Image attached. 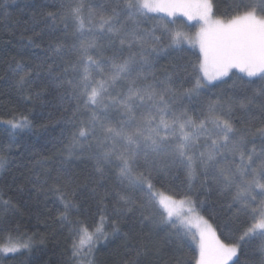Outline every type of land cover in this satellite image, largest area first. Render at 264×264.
I'll return each instance as SVG.
<instances>
[{
	"label": "snow or ice",
	"instance_id": "1",
	"mask_svg": "<svg viewBox=\"0 0 264 264\" xmlns=\"http://www.w3.org/2000/svg\"><path fill=\"white\" fill-rule=\"evenodd\" d=\"M39 15L44 28L31 29L40 39L28 46L43 56L17 85L38 89L29 100L58 101L61 154L33 184L59 204L72 264H95L99 241L129 218L169 243L190 240L195 264H264V0H231L223 10L217 0H58ZM178 17L199 30L181 31ZM185 43L198 46L196 64L161 69L162 54ZM0 122L13 136L32 127L27 117ZM89 195L99 218L91 227L77 219ZM209 201L240 225L234 239L222 238ZM34 245L0 220L4 264H31ZM135 252V264L160 255L147 244Z\"/></svg>",
	"mask_w": 264,
	"mask_h": 264
},
{
	"label": "trees",
	"instance_id": "2",
	"mask_svg": "<svg viewBox=\"0 0 264 264\" xmlns=\"http://www.w3.org/2000/svg\"><path fill=\"white\" fill-rule=\"evenodd\" d=\"M230 2L217 0L221 10ZM8 3L6 13L0 8V121L13 117L19 121L27 117L32 127L20 129L13 136L6 130L8 125L0 122V160L4 164L0 167V201L8 199L15 204L13 209L4 212L0 203V220L6 216L14 225H19L22 233L35 240L31 264H72L70 233L58 221L59 204L33 184L37 177L41 181L44 179L41 164L58 163L61 154L60 130L64 124L58 101L53 95L40 101L29 100L28 97L34 96L38 89L26 87L21 92L17 85L19 76L25 74L24 66L39 62L37 58L43 56L40 48L28 46L30 38L40 39L31 29L35 27L39 32L44 28L39 14L50 10L58 0H8ZM177 19L176 27L181 31L191 35L197 32L198 25ZM49 39L45 30L41 42L46 44ZM198 55L197 49L183 45V49L171 57L162 54L159 67L167 68L176 59L195 65ZM26 78L34 79V76ZM82 203V212L77 219L91 227L99 219L96 200L89 195ZM208 207V215L219 225L222 238L234 239L240 225L226 219L227 207L212 201ZM145 244L159 249L160 255L159 258L151 253L141 256V264H195L194 257L198 256V249L190 240L179 245L169 243L164 234L150 232L138 220L129 218L121 223L119 234L109 231L107 239L99 241L94 253L95 264H135V250ZM26 259L29 258H21ZM21 260H11L8 264H21ZM0 264L4 261L0 260Z\"/></svg>",
	"mask_w": 264,
	"mask_h": 264
},
{
	"label": "rangeland",
	"instance_id": "3",
	"mask_svg": "<svg viewBox=\"0 0 264 264\" xmlns=\"http://www.w3.org/2000/svg\"><path fill=\"white\" fill-rule=\"evenodd\" d=\"M178 18H183V17H178ZM183 19H184L185 21H187L186 18H183ZM187 22H188L189 24H195V25H198L196 21H187ZM198 30H199V26H198ZM198 30H197V31H198ZM184 45H188V46H190V47L195 48V49L198 50V46L189 45V44H187V43H185Z\"/></svg>",
	"mask_w": 264,
	"mask_h": 264
}]
</instances>
